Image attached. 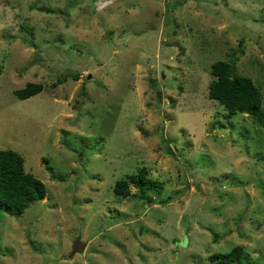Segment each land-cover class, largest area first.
I'll list each match as a JSON object with an SVG mask.
<instances>
[{
    "label": "rangeland",
    "instance_id": "1",
    "mask_svg": "<svg viewBox=\"0 0 264 264\" xmlns=\"http://www.w3.org/2000/svg\"><path fill=\"white\" fill-rule=\"evenodd\" d=\"M216 60L253 80L256 114L208 97ZM0 149L46 190L0 206V264H215L236 245L232 264H264V0H0Z\"/></svg>",
    "mask_w": 264,
    "mask_h": 264
},
{
    "label": "trees",
    "instance_id": "2",
    "mask_svg": "<svg viewBox=\"0 0 264 264\" xmlns=\"http://www.w3.org/2000/svg\"><path fill=\"white\" fill-rule=\"evenodd\" d=\"M210 74L213 79L208 85V97L216 100L226 110L225 116L237 112L256 114L261 107L262 97L253 80L245 75L236 74L234 66L229 61L216 60L211 64ZM63 76L59 82L65 81ZM42 90L39 83L28 82L23 88L16 89L14 94L19 99L29 98ZM45 169L51 174V179L62 181L54 175L52 168L45 163ZM145 167H142L130 182L137 188L140 199L153 202L148 194L151 188L146 183ZM129 179H118L114 182L113 192L116 196L127 197L131 194ZM158 192V191H157ZM46 193L44 183L32 173L24 170L23 157L13 149H0V206L12 216H20L29 204L44 198ZM242 247L234 246L229 252L216 256L215 264H232L238 262Z\"/></svg>",
    "mask_w": 264,
    "mask_h": 264
},
{
    "label": "water",
    "instance_id": "3",
    "mask_svg": "<svg viewBox=\"0 0 264 264\" xmlns=\"http://www.w3.org/2000/svg\"><path fill=\"white\" fill-rule=\"evenodd\" d=\"M90 77V74L87 76ZM86 243L82 242L80 238H76L72 244V249L69 254V258H72L76 253H82L85 250Z\"/></svg>",
    "mask_w": 264,
    "mask_h": 264
},
{
    "label": "crops",
    "instance_id": "4",
    "mask_svg": "<svg viewBox=\"0 0 264 264\" xmlns=\"http://www.w3.org/2000/svg\"><path fill=\"white\" fill-rule=\"evenodd\" d=\"M153 205H155V204H153Z\"/></svg>",
    "mask_w": 264,
    "mask_h": 264
}]
</instances>
